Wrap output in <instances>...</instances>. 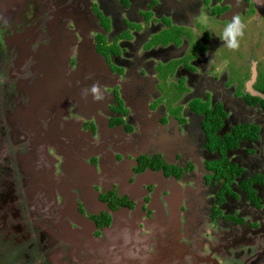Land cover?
I'll return each instance as SVG.
<instances>
[{"label":"flooded vegetation","instance_id":"obj_1","mask_svg":"<svg viewBox=\"0 0 264 264\" xmlns=\"http://www.w3.org/2000/svg\"><path fill=\"white\" fill-rule=\"evenodd\" d=\"M260 115L264 0H0V222L24 179L32 264H264Z\"/></svg>","mask_w":264,"mask_h":264},{"label":"rangeland","instance_id":"obj_2","mask_svg":"<svg viewBox=\"0 0 264 264\" xmlns=\"http://www.w3.org/2000/svg\"><path fill=\"white\" fill-rule=\"evenodd\" d=\"M221 94L224 95V92H221ZM224 105L227 104V100L224 99L223 100ZM243 107H241V112H243ZM239 110V108L237 109ZM259 120H263L264 119V115H260L259 116ZM250 119H254V117L251 115ZM24 179L21 180V182ZM1 181V178H0ZM20 182V185H21ZM19 185V181H15L12 180V184L10 187V190L7 192L8 196H9V201L10 202H17L18 203V207H17V211H15V213L13 215H7V217H5V219L1 222H7V220L11 219V216H13V218L15 217L16 221H18L20 224L19 226L15 227V228H11V230L9 231V238L10 239H0V247H3V245H8V251L5 252L3 255V261L0 262V264H14L15 261H17L18 259H22L25 256L27 257L28 255H30L31 260H30V264H32V262L40 257V258H47L49 259V257L47 256L51 247L50 246H54V245H50L49 244V237H47L44 241H39L36 242V237L39 236V234L41 233V230L37 227V226H32L29 223H24L25 218L30 216L29 211L27 210L26 205L29 204V200L25 194V191L22 190L21 186ZM201 185L199 186V188H197V193L196 194H191V193H187L189 198L186 201L187 202H193L194 206L189 208V214H198V201H197V195L198 193L201 191ZM4 188L0 187V191H2ZM181 192L184 193L186 192L185 189H181ZM233 200V199H232ZM0 206H1V197H0ZM198 218L201 219V222L205 219V215L204 216H200L198 214L197 216ZM0 222V223H1ZM51 223V221L49 222ZM52 225V224H50ZM228 229V228H227ZM227 229H225V232H227ZM237 229L239 231H241V227L238 226ZM196 231H194V233H196ZM231 233H236V229L231 227ZM11 234V235H10ZM236 240L239 241V239L237 237H235ZM234 239V240H235ZM12 240V242H10ZM38 241V240H37ZM32 242L33 244L35 243V246L38 245V247H40V249L36 248L34 249L33 247H28L27 245H29V243ZM215 243L217 244L218 241L215 240ZM32 244V246H33ZM49 245V246H48ZM56 245V244H55ZM264 246V244L262 245ZM251 251H253L252 248H250ZM197 250V249H196ZM16 252H21L23 253V255L20 254H16ZM234 253H231L229 255V258H234V260H236L233 264H238V261H243L245 258H242L239 260L238 256L236 255V252L238 251V247L236 245L235 247V251H233ZM26 254V255H24ZM2 255V254H1ZM1 255H0V259H1ZM144 257V255H143ZM50 260V259H49ZM195 262V258H193L192 256L190 258L187 259V264H194ZM51 263V262H50ZM219 264V262H218Z\"/></svg>","mask_w":264,"mask_h":264},{"label":"clouds","instance_id":"obj_3","mask_svg":"<svg viewBox=\"0 0 264 264\" xmlns=\"http://www.w3.org/2000/svg\"><path fill=\"white\" fill-rule=\"evenodd\" d=\"M244 25L239 16L233 17L232 21L227 25L225 29V38L227 46L230 49H235L239 46L238 37L243 36ZM93 92H96V89L93 88ZM99 98V97H97Z\"/></svg>","mask_w":264,"mask_h":264},{"label":"trees","instance_id":"obj_4","mask_svg":"<svg viewBox=\"0 0 264 264\" xmlns=\"http://www.w3.org/2000/svg\"><path fill=\"white\" fill-rule=\"evenodd\" d=\"M210 168L213 169L211 166H210ZM217 175H218V177H223L224 175L226 176V173L223 169H219Z\"/></svg>","mask_w":264,"mask_h":264}]
</instances>
